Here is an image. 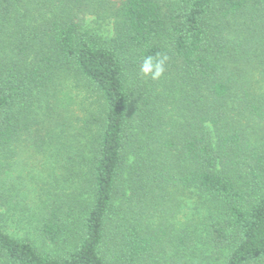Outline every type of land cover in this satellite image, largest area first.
<instances>
[{"label":"trees","instance_id":"16d2710c","mask_svg":"<svg viewBox=\"0 0 264 264\" xmlns=\"http://www.w3.org/2000/svg\"><path fill=\"white\" fill-rule=\"evenodd\" d=\"M0 264H264V0H0Z\"/></svg>","mask_w":264,"mask_h":264},{"label":"clouds","instance_id":"9594fccd","mask_svg":"<svg viewBox=\"0 0 264 264\" xmlns=\"http://www.w3.org/2000/svg\"><path fill=\"white\" fill-rule=\"evenodd\" d=\"M169 59L164 52L145 55L139 61L138 73L143 78L157 81L164 75L165 65Z\"/></svg>","mask_w":264,"mask_h":264},{"label":"rangeland","instance_id":"374dc122","mask_svg":"<svg viewBox=\"0 0 264 264\" xmlns=\"http://www.w3.org/2000/svg\"><path fill=\"white\" fill-rule=\"evenodd\" d=\"M24 149V148H23ZM25 156L28 158V162L31 167H36L37 164H40V160L42 157V154L39 152V150L36 152V150H24Z\"/></svg>","mask_w":264,"mask_h":264}]
</instances>
